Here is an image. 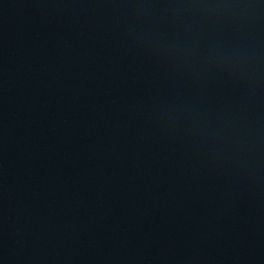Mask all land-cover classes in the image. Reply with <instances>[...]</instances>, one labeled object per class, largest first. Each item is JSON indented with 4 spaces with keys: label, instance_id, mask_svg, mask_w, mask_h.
Returning <instances> with one entry per match:
<instances>
[{
    "label": "water",
    "instance_id": "water-1",
    "mask_svg": "<svg viewBox=\"0 0 264 264\" xmlns=\"http://www.w3.org/2000/svg\"><path fill=\"white\" fill-rule=\"evenodd\" d=\"M264 1V0H263Z\"/></svg>",
    "mask_w": 264,
    "mask_h": 264
}]
</instances>
